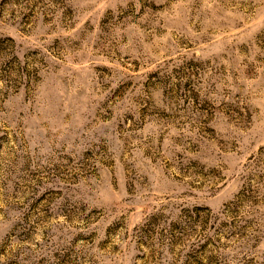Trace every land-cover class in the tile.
<instances>
[{
  "label": "rangeland",
  "instance_id": "1",
  "mask_svg": "<svg viewBox=\"0 0 264 264\" xmlns=\"http://www.w3.org/2000/svg\"><path fill=\"white\" fill-rule=\"evenodd\" d=\"M0 264H264V0H0Z\"/></svg>",
  "mask_w": 264,
  "mask_h": 264
}]
</instances>
